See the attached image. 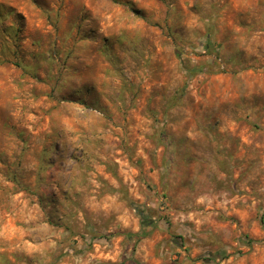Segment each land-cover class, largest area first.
Listing matches in <instances>:
<instances>
[{"label": "rangeland", "instance_id": "1", "mask_svg": "<svg viewBox=\"0 0 264 264\" xmlns=\"http://www.w3.org/2000/svg\"><path fill=\"white\" fill-rule=\"evenodd\" d=\"M130 201L135 255L264 264V0H0V264L122 256Z\"/></svg>", "mask_w": 264, "mask_h": 264}, {"label": "crops", "instance_id": "2", "mask_svg": "<svg viewBox=\"0 0 264 264\" xmlns=\"http://www.w3.org/2000/svg\"><path fill=\"white\" fill-rule=\"evenodd\" d=\"M157 238L158 235L148 238L147 240L143 241L137 249L135 258L142 262L143 264H161V259L158 257V245H157ZM30 243V242H29ZM32 245V244H31ZM29 245L31 248L32 246ZM19 248L27 247L25 244L20 245L18 242ZM18 249V248H17ZM29 253V251H27ZM121 248L118 242L113 243L111 248L103 247H96L95 250L90 254V259L92 260V264L95 262H103V263H117L121 259ZM13 259L15 257L12 256Z\"/></svg>", "mask_w": 264, "mask_h": 264}, {"label": "trees", "instance_id": "3", "mask_svg": "<svg viewBox=\"0 0 264 264\" xmlns=\"http://www.w3.org/2000/svg\"><path fill=\"white\" fill-rule=\"evenodd\" d=\"M178 55L180 56V52L178 51ZM130 205L131 207L134 209V211L136 212L137 217L139 218L140 221V228L137 232H128L125 233V237H126V242L127 245L124 248V253L121 256V259L119 262L117 263H103V262H95L94 264H143L142 262H139L136 258H135V248L137 246V244L147 238L150 234H151V228L153 227H161V224H159V221H157V219H153L152 217L148 216L147 214H145V212L143 211V209L136 203H134L133 201H130ZM131 241H133V250H131V253L128 255V257L124 256L126 249H129L128 244L131 243ZM255 241L253 239H249L246 242H242L243 245L246 246H251ZM89 250L88 245H84L79 251H77V253L84 254Z\"/></svg>", "mask_w": 264, "mask_h": 264}]
</instances>
